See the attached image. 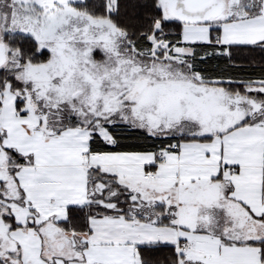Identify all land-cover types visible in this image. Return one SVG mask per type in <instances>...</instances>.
Returning a JSON list of instances; mask_svg holds the SVG:
<instances>
[{
	"label": "snow or ice",
	"instance_id": "obj_1",
	"mask_svg": "<svg viewBox=\"0 0 264 264\" xmlns=\"http://www.w3.org/2000/svg\"><path fill=\"white\" fill-rule=\"evenodd\" d=\"M0 264H264V0H0Z\"/></svg>",
	"mask_w": 264,
	"mask_h": 264
}]
</instances>
